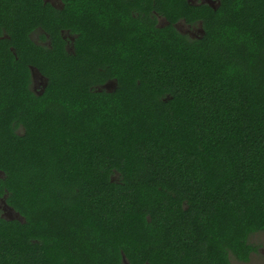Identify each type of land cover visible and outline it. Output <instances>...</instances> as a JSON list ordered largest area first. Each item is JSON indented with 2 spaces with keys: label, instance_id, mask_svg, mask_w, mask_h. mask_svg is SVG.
Here are the masks:
<instances>
[{
  "label": "trees",
  "instance_id": "16d2710c",
  "mask_svg": "<svg viewBox=\"0 0 264 264\" xmlns=\"http://www.w3.org/2000/svg\"><path fill=\"white\" fill-rule=\"evenodd\" d=\"M60 5L0 0V196L21 216H0V264L247 260L264 230V0Z\"/></svg>",
  "mask_w": 264,
  "mask_h": 264
},
{
  "label": "flooded vegetation",
  "instance_id": "af4514ba",
  "mask_svg": "<svg viewBox=\"0 0 264 264\" xmlns=\"http://www.w3.org/2000/svg\"><path fill=\"white\" fill-rule=\"evenodd\" d=\"M43 1H48L49 3H51L52 5L55 6H61L60 5V0H43ZM189 3L192 4H198V3H206L203 2V0H187ZM219 0H213V4L216 6L218 4ZM157 23L159 25H165L167 24V20L159 15H157ZM201 22H197V23H187L185 21H176L174 23V26L176 27V29L182 33H186L192 37L194 36H198V34L202 33V28H201ZM30 39L37 45L40 46H45V45H49V40L47 39V37H49V34L47 32H45L43 29L38 28L36 30H33L31 32L28 33ZM3 38H9V36L5 33H3L2 36ZM70 39V40H69ZM74 39V36H69V38L67 39V44L65 45V47L67 49H72V45H68L70 43V41H72ZM9 49L13 52V54H15V51L13 49L12 46H9ZM28 68H29V80L27 83V89L28 91H30L33 95L39 96L42 95L45 91V88L47 86L48 83V79L46 77V75L44 73H42L36 66L32 65V64H27ZM110 80V81H109ZM107 80L105 83H102V87H104L107 90L113 89L115 86V80L114 79H109ZM107 86H105V84H107ZM12 126H14V130L17 131L18 133H20V131L23 132L24 127L21 125V123H18L17 126L14 125L12 123ZM3 172L0 171V176L2 175ZM5 196H0V216L1 217H5L7 218L9 211V205L2 202V200H5ZM11 207V206H10ZM264 233V230L255 232L253 234L256 233ZM249 241L254 245V250L251 251L249 258L247 260H240L237 259L235 257H231L230 258V264H246L248 263L253 255H257L258 256V260L259 262H257V264H264V246L262 244H264V240L260 241V240H256L255 238L252 237V234L249 236Z\"/></svg>",
  "mask_w": 264,
  "mask_h": 264
},
{
  "label": "water",
  "instance_id": "95a60500",
  "mask_svg": "<svg viewBox=\"0 0 264 264\" xmlns=\"http://www.w3.org/2000/svg\"><path fill=\"white\" fill-rule=\"evenodd\" d=\"M203 2H206V3H208L210 6H212V7H216L214 4H213V0H203ZM219 3V2H218ZM202 33H203V30H202ZM201 33V34H202ZM108 85V83L107 84H105V86H107ZM2 202H4L5 204H6V202H5V200L3 199L2 200ZM9 213H8V216H7V218H9V219H13V218H16V219H19V220H21V216L19 215V213L17 212V211H14V209L12 208V207H10L9 206ZM122 262L124 263V264H130L127 260H126V258H125V256L124 255H122Z\"/></svg>",
  "mask_w": 264,
  "mask_h": 264
},
{
  "label": "rangeland",
  "instance_id": "374dc122",
  "mask_svg": "<svg viewBox=\"0 0 264 264\" xmlns=\"http://www.w3.org/2000/svg\"><path fill=\"white\" fill-rule=\"evenodd\" d=\"M252 237L255 238L256 240L262 241V240H264V233L261 232V233L252 234ZM262 245L264 246V244H262ZM258 256H259V254H257L256 256L253 255L251 260L246 264H257V262H259Z\"/></svg>",
  "mask_w": 264,
  "mask_h": 264
}]
</instances>
